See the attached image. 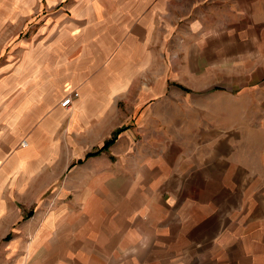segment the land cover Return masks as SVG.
Instances as JSON below:
<instances>
[{
	"label": "crops",
	"instance_id": "1",
	"mask_svg": "<svg viewBox=\"0 0 264 264\" xmlns=\"http://www.w3.org/2000/svg\"><path fill=\"white\" fill-rule=\"evenodd\" d=\"M201 4L79 0L7 45L33 108L21 151L50 162L63 123L86 148L56 165L73 194L6 264H264V0Z\"/></svg>",
	"mask_w": 264,
	"mask_h": 264
},
{
	"label": "rangeland",
	"instance_id": "2",
	"mask_svg": "<svg viewBox=\"0 0 264 264\" xmlns=\"http://www.w3.org/2000/svg\"><path fill=\"white\" fill-rule=\"evenodd\" d=\"M78 1L0 0V264L11 262L16 257L28 256L26 254L32 233L46 224L59 203L57 199L59 191L73 192L72 188L61 185V178L55 179V173L60 172L56 165L64 162L65 156L69 155L67 152L80 150V147L86 148L79 135L72 137L74 147L69 146L71 139L63 123L56 130L55 154L50 162H40L38 155L21 151L23 147L21 142L25 141L24 135L28 136L33 131L34 124L29 129V123L26 122L29 113L33 114V108L18 107L17 98L13 96L18 77L22 74L16 68L24 60L21 53L3 52L18 36L39 30L46 33L49 29L56 28L54 23L57 22L59 28L62 19L72 16L74 12L72 7ZM170 1L175 5L182 2L186 11L192 3L198 1L202 3L201 8L207 7L203 0ZM173 9L176 13V6ZM49 20L54 21L53 25ZM27 59L30 61V58ZM108 147L105 150L108 151ZM17 151L22 153L19 154ZM73 157L72 154L70 160ZM113 185V182H110V187L107 188L110 190L115 188ZM113 193L108 191L102 195L106 197ZM95 194H99V191L94 190L92 195ZM103 210L105 212L106 207ZM48 242H51L50 238L44 245ZM12 243L13 248H10ZM39 251L37 248L35 254Z\"/></svg>",
	"mask_w": 264,
	"mask_h": 264
},
{
	"label": "built area",
	"instance_id": "3",
	"mask_svg": "<svg viewBox=\"0 0 264 264\" xmlns=\"http://www.w3.org/2000/svg\"><path fill=\"white\" fill-rule=\"evenodd\" d=\"M77 95H78L77 92H72V93L65 95L59 102L60 106L64 107V108L70 107L72 104L73 98L76 97ZM26 145H27V143L25 141L21 142V146H26Z\"/></svg>",
	"mask_w": 264,
	"mask_h": 264
},
{
	"label": "trees",
	"instance_id": "4",
	"mask_svg": "<svg viewBox=\"0 0 264 264\" xmlns=\"http://www.w3.org/2000/svg\"><path fill=\"white\" fill-rule=\"evenodd\" d=\"M115 139H116V137L114 136V137L108 139L106 142H104V144L101 147L97 148L95 151L87 152L85 154V158L96 155L99 152H101L102 150H105L108 146H110V144H112L114 142Z\"/></svg>",
	"mask_w": 264,
	"mask_h": 264
}]
</instances>
